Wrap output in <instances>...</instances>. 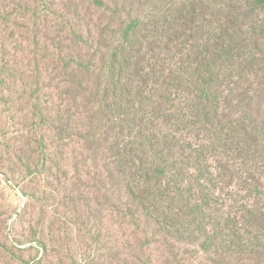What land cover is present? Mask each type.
<instances>
[{"label":"trees","instance_id":"16d2710c","mask_svg":"<svg viewBox=\"0 0 264 264\" xmlns=\"http://www.w3.org/2000/svg\"><path fill=\"white\" fill-rule=\"evenodd\" d=\"M56 18L30 113L42 169L73 161L51 197L111 244L87 264H264V0H59Z\"/></svg>","mask_w":264,"mask_h":264},{"label":"rangeland","instance_id":"374dc122","mask_svg":"<svg viewBox=\"0 0 264 264\" xmlns=\"http://www.w3.org/2000/svg\"><path fill=\"white\" fill-rule=\"evenodd\" d=\"M58 5L59 0H0V264H87L94 250L112 251L110 243L103 249L104 241L95 247L90 224H79L77 231L70 208L51 197L68 191L63 178L72 175L71 155L52 154L57 161L46 163L49 172L40 164L44 127L30 106L39 102L36 97L43 103L47 69L55 65ZM30 150H35L33 159ZM29 163L36 167L32 173ZM116 239L121 241L120 231Z\"/></svg>","mask_w":264,"mask_h":264}]
</instances>
